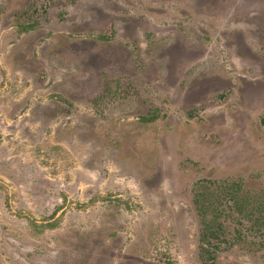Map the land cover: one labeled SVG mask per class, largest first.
I'll return each instance as SVG.
<instances>
[{"label":"rangeland","instance_id":"obj_1","mask_svg":"<svg viewBox=\"0 0 264 264\" xmlns=\"http://www.w3.org/2000/svg\"><path fill=\"white\" fill-rule=\"evenodd\" d=\"M258 215L264 0H0V264H264Z\"/></svg>","mask_w":264,"mask_h":264},{"label":"trees","instance_id":"obj_2","mask_svg":"<svg viewBox=\"0 0 264 264\" xmlns=\"http://www.w3.org/2000/svg\"><path fill=\"white\" fill-rule=\"evenodd\" d=\"M148 121H152L153 117H148L146 118ZM239 188V181L235 182H225L222 185L221 191L218 193L216 197V201H220L222 197L228 196V199L232 201V207L231 210L235 211L242 216L246 215L248 216L250 214L251 208H246V204L244 200H237L234 196V192L236 189ZM196 204L198 207V212L203 215L205 212H208L207 206H205L204 199L200 197V195L196 196ZM215 205V203H212ZM261 210V209H259ZM256 212L255 210H253ZM220 210L218 208V205H216L213 209L212 216L209 218L208 222H202L201 223V229H200V240L202 244L204 243L205 245H208V248L204 249V252L207 251V253H210L206 258L210 259L213 261L214 258V252H210L209 250L216 249L218 247L217 245L211 246L212 244V239H217L220 238L221 233L223 232V223L218 221V218L220 216ZM252 230L254 233L260 234L262 236L261 240L258 242L260 246L264 247V216L258 215V216H253V222L251 226ZM237 237V236H236ZM238 237H240V231H238ZM222 238H224L222 236ZM210 247V249H209Z\"/></svg>","mask_w":264,"mask_h":264}]
</instances>
